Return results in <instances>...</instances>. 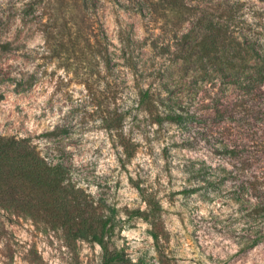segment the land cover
<instances>
[{"label":"rangeland","instance_id":"374dc122","mask_svg":"<svg viewBox=\"0 0 264 264\" xmlns=\"http://www.w3.org/2000/svg\"><path fill=\"white\" fill-rule=\"evenodd\" d=\"M150 3L0 0V135L27 138L106 203L107 250L124 264H264V208L254 209L225 135L249 68L209 59L240 58L230 42L264 58V0H184L152 13ZM209 28L220 44L207 57L196 42ZM136 186L159 201L157 217H129L146 208ZM103 260L99 244L53 217L0 202V264Z\"/></svg>","mask_w":264,"mask_h":264},{"label":"trees","instance_id":"16d2710c","mask_svg":"<svg viewBox=\"0 0 264 264\" xmlns=\"http://www.w3.org/2000/svg\"><path fill=\"white\" fill-rule=\"evenodd\" d=\"M156 6L178 11L185 4L184 0H151V13ZM230 43L240 58L209 59L235 73L241 68H249V79L244 82L248 88L245 98L225 110L233 132L225 135L238 171L248 174L245 181L250 197L255 201L254 209L258 210L264 208V131L257 132L260 127H257L255 116L264 114V58H243L247 52ZM219 44L220 33H215L214 28H209L208 34L196 42L201 55L207 57L216 54ZM122 145L126 157H129L124 142ZM258 167H261L259 173L253 174ZM136 188L146 208L132 210L129 217L145 220L157 217L161 210L159 201L152 193L139 186ZM0 202L25 215L43 213L51 216L69 234L99 244L104 250L103 264H124L119 252H110L106 246L115 227L113 211L105 212L108 208L105 202L95 203L90 194L71 180L64 164L47 161L27 138L0 135ZM153 238L156 241L157 235L153 234Z\"/></svg>","mask_w":264,"mask_h":264}]
</instances>
